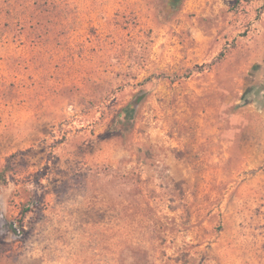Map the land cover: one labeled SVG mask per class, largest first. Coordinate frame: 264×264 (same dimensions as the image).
<instances>
[{
	"label": "rangeland",
	"instance_id": "374dc122",
	"mask_svg": "<svg viewBox=\"0 0 264 264\" xmlns=\"http://www.w3.org/2000/svg\"><path fill=\"white\" fill-rule=\"evenodd\" d=\"M4 169L0 264H264V0H0Z\"/></svg>",
	"mask_w": 264,
	"mask_h": 264
},
{
	"label": "trees",
	"instance_id": "16d2710c",
	"mask_svg": "<svg viewBox=\"0 0 264 264\" xmlns=\"http://www.w3.org/2000/svg\"><path fill=\"white\" fill-rule=\"evenodd\" d=\"M184 0H167L168 7L170 11L177 12L180 10L181 6L183 5ZM136 112L137 109L134 105H126L122 108L120 114L118 115L120 118H122V122L124 126L133 124L135 118H136ZM125 130H122V134L125 135ZM7 169H4L0 174V184H3L5 182V173ZM27 211V210H26Z\"/></svg>",
	"mask_w": 264,
	"mask_h": 264
},
{
	"label": "built area",
	"instance_id": "2783aa9c",
	"mask_svg": "<svg viewBox=\"0 0 264 264\" xmlns=\"http://www.w3.org/2000/svg\"><path fill=\"white\" fill-rule=\"evenodd\" d=\"M17 234L19 235V230H16Z\"/></svg>",
	"mask_w": 264,
	"mask_h": 264
}]
</instances>
